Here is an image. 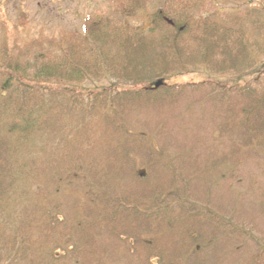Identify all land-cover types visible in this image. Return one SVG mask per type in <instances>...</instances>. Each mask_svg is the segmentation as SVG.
Listing matches in <instances>:
<instances>
[{
  "label": "trees",
  "instance_id": "trees-1",
  "mask_svg": "<svg viewBox=\"0 0 264 264\" xmlns=\"http://www.w3.org/2000/svg\"><path fill=\"white\" fill-rule=\"evenodd\" d=\"M263 3L116 0L120 17L0 51V263L264 264V228L235 215L247 195L264 222V194L252 179L236 192L234 171L264 172V70L232 88L164 82L254 67ZM226 179L232 208L212 203Z\"/></svg>",
  "mask_w": 264,
  "mask_h": 264
},
{
  "label": "rangeland",
  "instance_id": "rangeland-1",
  "mask_svg": "<svg viewBox=\"0 0 264 264\" xmlns=\"http://www.w3.org/2000/svg\"><path fill=\"white\" fill-rule=\"evenodd\" d=\"M163 1L165 0H141L147 5V12L161 5ZM115 3L116 0H12V22L7 24L10 26L9 29L6 25L0 24V51L8 49L11 53L19 50L29 52L33 46L36 48L37 45L45 43L48 38H57L62 32L80 31L83 20L88 16L120 17L118 14L114 15ZM262 7L264 9V3ZM146 18V13L140 12L129 19H133L135 25H140ZM262 70H264V58L254 67L240 74H217L198 70L169 75L165 77L164 82L169 85L212 82L232 88L244 86L257 79ZM110 83L108 79L97 82L86 81L80 85V88L86 91L98 86H107ZM257 166L255 161H248L241 164L238 169H234L239 179V183L235 185L236 192L243 193L252 179L254 180L252 190L257 195L261 192L264 194V172ZM234 180H223V185L221 184V188L224 186L223 190L216 188L213 191L212 203L214 205L229 208L230 203H234L233 193L229 192L225 185ZM239 205L235 210L238 218L242 221L257 222L259 228H264L262 217L258 214L256 207L252 206L247 195L242 196ZM228 210L232 212L233 209ZM222 252L221 249L219 254ZM242 252L243 250L234 257L230 256V260H246L249 252Z\"/></svg>",
  "mask_w": 264,
  "mask_h": 264
},
{
  "label": "flooded vegetation",
  "instance_id": "flooded-vegetation-1",
  "mask_svg": "<svg viewBox=\"0 0 264 264\" xmlns=\"http://www.w3.org/2000/svg\"><path fill=\"white\" fill-rule=\"evenodd\" d=\"M10 22H12V0H0V24L7 26ZM9 27L8 25L7 28L9 29Z\"/></svg>",
  "mask_w": 264,
  "mask_h": 264
}]
</instances>
